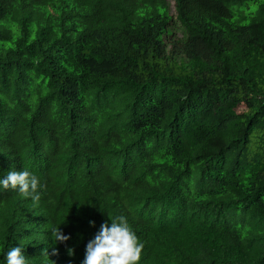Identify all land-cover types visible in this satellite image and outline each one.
Returning <instances> with one entry per match:
<instances>
[{"label": "trees", "instance_id": "obj_1", "mask_svg": "<svg viewBox=\"0 0 264 264\" xmlns=\"http://www.w3.org/2000/svg\"><path fill=\"white\" fill-rule=\"evenodd\" d=\"M17 1L0 0V175L44 188L38 207L0 191V259L80 264L124 215L138 264H264V0H38L22 26ZM38 212L25 224L70 238L33 245L16 226Z\"/></svg>", "mask_w": 264, "mask_h": 264}, {"label": "clouds", "instance_id": "obj_2", "mask_svg": "<svg viewBox=\"0 0 264 264\" xmlns=\"http://www.w3.org/2000/svg\"><path fill=\"white\" fill-rule=\"evenodd\" d=\"M18 1L15 6L14 21L22 26L26 18L34 16L33 5L34 1L38 0H25L22 12L19 11ZM105 1L115 3L120 0ZM10 24L6 23V26H10ZM43 188L44 185L41 183L40 178L27 168H22L20 171L10 170L6 174L0 175V191L2 196L17 192L22 198L30 199L33 207L39 206L41 200L40 193L43 191ZM34 216L45 217L42 212H38L25 218L23 225L16 226H24V230L29 234L33 245L42 241L45 242L50 234L54 241L60 243H64L70 238L68 235L62 234L55 225L46 230L35 224H25L27 219L33 221ZM144 225L152 229L164 228V226L150 221H145ZM89 226H94L92 221H89ZM143 247V242L138 239L135 232L131 229L126 217L124 215H116L110 220V224L101 223L99 230L86 243L84 256L80 264H138ZM2 255L3 259H0V264H29L30 259L25 257L23 247L20 245L9 247ZM51 255L56 257L54 258L55 263L56 259H61V254H57L56 251ZM68 255H72V249H68Z\"/></svg>", "mask_w": 264, "mask_h": 264}]
</instances>
